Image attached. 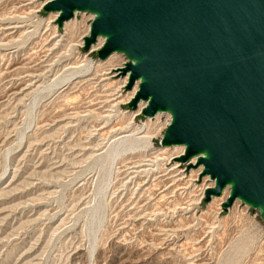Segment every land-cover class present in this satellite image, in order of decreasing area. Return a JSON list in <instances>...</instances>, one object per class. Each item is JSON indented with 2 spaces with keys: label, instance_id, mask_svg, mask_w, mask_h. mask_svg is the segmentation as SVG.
Wrapping results in <instances>:
<instances>
[{
  "label": "rangeland",
  "instance_id": "obj_1",
  "mask_svg": "<svg viewBox=\"0 0 264 264\" xmlns=\"http://www.w3.org/2000/svg\"><path fill=\"white\" fill-rule=\"evenodd\" d=\"M46 1L0 0V264H264L258 212L203 202L165 117L127 107L125 57Z\"/></svg>",
  "mask_w": 264,
  "mask_h": 264
},
{
  "label": "water",
  "instance_id": "obj_2",
  "mask_svg": "<svg viewBox=\"0 0 264 264\" xmlns=\"http://www.w3.org/2000/svg\"><path fill=\"white\" fill-rule=\"evenodd\" d=\"M41 9L58 28L91 14L83 50L102 38L98 60L125 57V90L137 82L127 107L169 115L159 145L183 147L174 160L212 182L203 202L227 189L221 211L238 201L264 225V0H49Z\"/></svg>",
  "mask_w": 264,
  "mask_h": 264
},
{
  "label": "built area",
  "instance_id": "obj_3",
  "mask_svg": "<svg viewBox=\"0 0 264 264\" xmlns=\"http://www.w3.org/2000/svg\"><path fill=\"white\" fill-rule=\"evenodd\" d=\"M47 1H49V0H47ZM42 7V6H41ZM75 15H80V19H82L83 20V22H81V24L83 25V26H86V27H84V32H85V30L86 29H89V25H90V23H91V21H92V19H93V16L91 15V14H89V13H85V12H81V13H74V15H73V18H75ZM97 42V38H96V40H95V43ZM94 43V44H95ZM124 57V56H123ZM124 65V64H123ZM161 115H163L164 117H165V127L167 126V124H168V122H169V120H170V117H169V115L167 114V113H160ZM164 127V128H165ZM180 150L181 149H179V154L181 153L180 152ZM207 179V178H206ZM208 180V179H207ZM208 187H212V182H210L209 180H208V185L207 186H205V187H203L202 188V190L200 191V198L202 199V196H201V192L202 191H204L203 189L205 188H208ZM203 193V192H202ZM225 195V197H224V200H225V198H226V196H227V189H225L223 192H222V194H221V197H222V195ZM223 195V196H224ZM203 201V200H202ZM237 204H242V203H240V202H238L237 201ZM242 206L245 208V209H248L249 207L248 206H246V205H244V204H242Z\"/></svg>",
  "mask_w": 264,
  "mask_h": 264
},
{
  "label": "bare ground",
  "instance_id": "obj_4",
  "mask_svg": "<svg viewBox=\"0 0 264 264\" xmlns=\"http://www.w3.org/2000/svg\"><path fill=\"white\" fill-rule=\"evenodd\" d=\"M71 20H72V19H71ZM67 22H68V21H67ZM65 23H66V22H64L63 25H64ZM98 39H99V38H97V41H98ZM101 39H102V38H101ZM96 43H97V42H96ZM96 43H95V44H96ZM95 44H93V45H95ZM93 45H91L90 48H91ZM100 47H101V46H100ZM100 47H99V48H100ZM112 55H113V54H112ZM110 56H111V55H110ZM110 56H109V57H110ZM126 75H127V74H125V76H126ZM135 84H137V82H135L134 85H135ZM134 85H133V87H134ZM136 86H137V85H136ZM139 103H142V102H139ZM139 103H138V105H139ZM157 114H159V113H157ZM155 116H156V114H155L152 118H154ZM149 119H150V118H149ZM172 147H181V146H172ZM164 148H165V147H164ZM177 157H178V156H177ZM177 157H176V158H177ZM198 169H199V168H198ZM196 170H197V169H196Z\"/></svg>",
  "mask_w": 264,
  "mask_h": 264
}]
</instances>
